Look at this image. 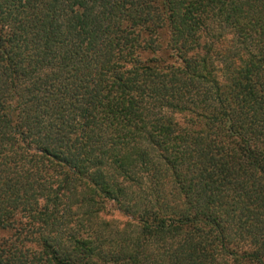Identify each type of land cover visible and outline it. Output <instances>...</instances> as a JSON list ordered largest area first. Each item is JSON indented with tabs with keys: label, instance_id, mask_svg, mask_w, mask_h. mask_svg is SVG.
I'll return each mask as SVG.
<instances>
[{
	"label": "trees",
	"instance_id": "1",
	"mask_svg": "<svg viewBox=\"0 0 264 264\" xmlns=\"http://www.w3.org/2000/svg\"><path fill=\"white\" fill-rule=\"evenodd\" d=\"M0 264H264V0H0Z\"/></svg>",
	"mask_w": 264,
	"mask_h": 264
},
{
	"label": "rangeland",
	"instance_id": "2",
	"mask_svg": "<svg viewBox=\"0 0 264 264\" xmlns=\"http://www.w3.org/2000/svg\"><path fill=\"white\" fill-rule=\"evenodd\" d=\"M101 217L106 220H116L118 222H124L125 220V217L122 216L119 212H117L114 208H108L107 213L105 215H102Z\"/></svg>",
	"mask_w": 264,
	"mask_h": 264
}]
</instances>
